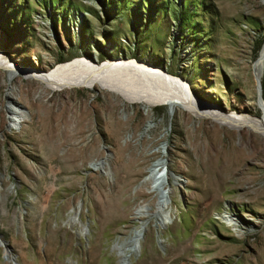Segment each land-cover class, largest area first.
I'll return each instance as SVG.
<instances>
[{
	"label": "rangeland",
	"instance_id": "obj_1",
	"mask_svg": "<svg viewBox=\"0 0 264 264\" xmlns=\"http://www.w3.org/2000/svg\"><path fill=\"white\" fill-rule=\"evenodd\" d=\"M263 41L264 0H0L17 67L141 60L227 114L264 115ZM21 75L0 70V264H264V132Z\"/></svg>",
	"mask_w": 264,
	"mask_h": 264
},
{
	"label": "bare ground",
	"instance_id": "obj_2",
	"mask_svg": "<svg viewBox=\"0 0 264 264\" xmlns=\"http://www.w3.org/2000/svg\"><path fill=\"white\" fill-rule=\"evenodd\" d=\"M263 67L264 41L258 53V59L255 62L257 79L260 78ZM2 69L8 72V76L21 73V76L29 78V80L34 79L41 83L43 88L52 91L80 87L91 90L99 87L120 94L128 101L141 102L149 106L162 104L176 107L179 105V100H184L189 104V112L195 117L210 118L217 123L234 128L247 126L256 131L264 132V115L249 117L243 114L224 113L214 106L195 99L182 79L141 60L106 59L103 62H97L89 57L77 56L70 60L56 63L53 67L46 70L38 71L34 68L17 67L0 51V70ZM261 99V94H259L260 102ZM16 110L19 109L17 108ZM21 113L22 111L14 112L17 116L21 115ZM159 165V162L153 164L151 168L153 174L157 175L155 170L157 171ZM218 165L214 164V167ZM221 177L222 175L219 176V178ZM156 181H158V177L154 181L155 184L158 183ZM211 183L214 184V182ZM156 190L159 194L158 202L162 207H165L167 203L163 200L164 189L161 190L159 185H157ZM118 205L119 203L116 200L112 207L113 211L117 210ZM141 213V211L137 212L139 215ZM229 224L236 230L239 227L232 218H230ZM143 230L144 222L134 228L129 237V246H133L134 242L141 238Z\"/></svg>",
	"mask_w": 264,
	"mask_h": 264
},
{
	"label": "water",
	"instance_id": "obj_3",
	"mask_svg": "<svg viewBox=\"0 0 264 264\" xmlns=\"http://www.w3.org/2000/svg\"><path fill=\"white\" fill-rule=\"evenodd\" d=\"M258 91H259V94H260V88H259V79H258ZM258 94V95H259ZM262 101V100H261Z\"/></svg>",
	"mask_w": 264,
	"mask_h": 264
}]
</instances>
